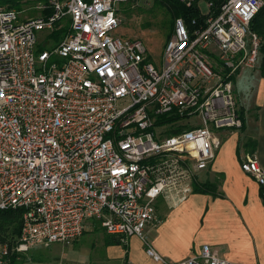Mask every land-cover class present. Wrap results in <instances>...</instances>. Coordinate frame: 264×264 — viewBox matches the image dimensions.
I'll return each mask as SVG.
<instances>
[{
	"label": "built area",
	"instance_id": "obj_1",
	"mask_svg": "<svg viewBox=\"0 0 264 264\" xmlns=\"http://www.w3.org/2000/svg\"><path fill=\"white\" fill-rule=\"evenodd\" d=\"M178 1L198 15L175 20L160 70L142 40L114 36L117 5L129 0L0 5V213L24 209L0 264L76 241L91 219L123 244L139 238L158 264H241L206 244L168 262L148 231L161 223L158 199L178 207L214 162V130L243 128L234 79L260 61L251 23L264 0ZM30 11L36 17L24 18ZM162 116L185 129L156 126ZM241 169L264 187L255 154Z\"/></svg>",
	"mask_w": 264,
	"mask_h": 264
},
{
	"label": "crops",
	"instance_id": "obj_2",
	"mask_svg": "<svg viewBox=\"0 0 264 264\" xmlns=\"http://www.w3.org/2000/svg\"><path fill=\"white\" fill-rule=\"evenodd\" d=\"M234 89L243 128L238 131L224 130L218 134L220 146L214 162L204 171L203 180L199 179V173L195 175L198 182L208 181L214 184L216 191L192 193L185 208L202 204V213L203 207L207 205L205 217L211 219L220 215L235 225L245 241V246L253 251L252 258L245 263L264 264V187L241 169L242 158L247 154H255L264 169L263 57H260L255 69H244L235 77ZM248 141L253 145H247ZM165 208L167 216L163 217L160 211ZM170 209L163 198L158 199L156 210L162 222L157 228H149L148 235L154 249L160 255H167L172 259L177 257L174 260L165 258L168 262L176 263L198 253L205 244H198L197 247L191 243L184 244L180 252L184 251L182 256L162 246L158 241L161 226L168 224V218L169 223L173 219L177 220L169 212ZM117 241L118 237L106 233L100 223H88L82 237L73 243L54 244L51 246L55 247L49 246L47 250L34 248L21 256L19 264H141V255L146 258L145 246L139 238L131 237L126 244Z\"/></svg>",
	"mask_w": 264,
	"mask_h": 264
},
{
	"label": "rangeland",
	"instance_id": "obj_3",
	"mask_svg": "<svg viewBox=\"0 0 264 264\" xmlns=\"http://www.w3.org/2000/svg\"><path fill=\"white\" fill-rule=\"evenodd\" d=\"M12 1L20 2V0H0V5H5L6 3ZM41 1L43 3L45 2V0ZM127 5L130 8L129 14L124 13V11L127 9ZM117 6L119 8L118 17L121 24L120 27L114 32V36L122 39L142 40L146 45L149 61L154 64L158 70H160L164 63L165 48L169 41L167 39L168 30L162 27V22L164 20H168L169 18L166 17L162 9L154 6L152 0H133L130 4H118ZM22 9H24L23 4H21L20 10ZM35 17L36 12L32 11L24 15V18ZM223 131L224 130H214V132L219 135ZM203 174L204 171L199 173L200 180H203ZM196 180L197 178L195 177L194 181ZM191 197L192 196L190 195V197L187 199L188 202H186V200L180 204L178 208H171L169 210V212L171 211L172 215L177 217V220L173 219L169 223L168 218V224L166 223L164 226H161V236L158 240L159 243L181 256L184 253V251L180 253L182 251V246L186 243H191L192 246L194 245L195 247H197L198 244H206L209 245L219 257L232 263L246 264L245 262L252 258L253 251L250 250L249 247L245 246V241L235 229V225L230 224L220 215H216L211 219H208V216L205 217L207 205L203 207L202 213H200V207L202 204H195L197 207L185 208V204L189 203ZM165 212H167L166 208L162 209L160 211V213H162L161 216H167ZM192 219L194 220L193 222ZM160 222H162L161 219ZM88 223L91 225L93 223L96 224L100 222L91 219L88 220L87 224ZM37 247H35L37 250H47V247L45 246ZM53 247L55 246H51V248ZM144 252L146 258L141 255V264H158L147 256L146 251ZM161 256L167 260H174L177 258L175 257L172 259L167 255Z\"/></svg>",
	"mask_w": 264,
	"mask_h": 264
},
{
	"label": "trees",
	"instance_id": "obj_4",
	"mask_svg": "<svg viewBox=\"0 0 264 264\" xmlns=\"http://www.w3.org/2000/svg\"><path fill=\"white\" fill-rule=\"evenodd\" d=\"M133 0H129L128 4ZM155 7L162 9L168 17V20L162 22V27L168 30L167 39L169 40L173 33L174 23L177 18H185L186 20L197 17L198 13L191 8H187L185 5L180 3L178 0H152ZM127 4V3H126ZM16 9H21L20 3H14L13 5ZM124 11L125 14H129V6ZM148 26V25H147ZM251 30L259 35L261 38L260 46V57L264 59V8L258 13L256 18L251 23ZM60 34V33H59ZM41 50V49H38ZM178 117L175 116H162L156 121V126L162 127L164 125L169 126V133H178L185 129V127L176 126ZM247 145L251 146L253 143L251 141L247 142ZM216 191V186L208 181L193 183V193L205 194L214 193ZM24 209L18 210H6L0 213V244H8L10 249L17 242V238L20 236L21 226H22V216ZM120 241V240H119ZM119 241H117L119 243ZM21 256L15 252H11L7 258L8 264H19Z\"/></svg>",
	"mask_w": 264,
	"mask_h": 264
}]
</instances>
